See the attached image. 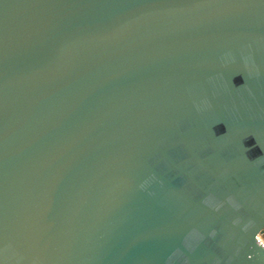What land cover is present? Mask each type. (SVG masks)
Listing matches in <instances>:
<instances>
[{
  "label": "water",
  "instance_id": "1",
  "mask_svg": "<svg viewBox=\"0 0 264 264\" xmlns=\"http://www.w3.org/2000/svg\"><path fill=\"white\" fill-rule=\"evenodd\" d=\"M264 0H0V264H264Z\"/></svg>",
  "mask_w": 264,
  "mask_h": 264
},
{
  "label": "built area",
  "instance_id": "2",
  "mask_svg": "<svg viewBox=\"0 0 264 264\" xmlns=\"http://www.w3.org/2000/svg\"><path fill=\"white\" fill-rule=\"evenodd\" d=\"M257 238L259 240V243L264 247V238L261 235H259Z\"/></svg>",
  "mask_w": 264,
  "mask_h": 264
}]
</instances>
